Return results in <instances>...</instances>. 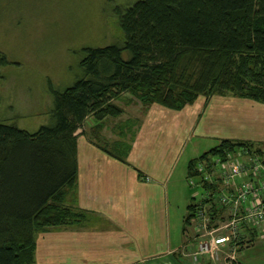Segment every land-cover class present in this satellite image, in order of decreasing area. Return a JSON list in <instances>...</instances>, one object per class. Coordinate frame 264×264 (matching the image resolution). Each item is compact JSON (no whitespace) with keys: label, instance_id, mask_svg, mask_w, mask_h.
I'll list each match as a JSON object with an SVG mask.
<instances>
[{"label":"trees","instance_id":"1","mask_svg":"<svg viewBox=\"0 0 264 264\" xmlns=\"http://www.w3.org/2000/svg\"><path fill=\"white\" fill-rule=\"evenodd\" d=\"M118 13L123 43L86 48L81 77L54 93L49 124L28 132L0 119V264H35L39 232L84 216L61 208L76 185L75 133L90 115L119 113L107 103L110 94L143 92V113L152 104L180 110L212 95L264 103V0H137ZM8 62L0 51V67ZM239 150L264 147L222 139L188 161L187 177L198 178L199 161H224ZM204 202L192 198L184 229Z\"/></svg>","mask_w":264,"mask_h":264},{"label":"crops","instance_id":"2","mask_svg":"<svg viewBox=\"0 0 264 264\" xmlns=\"http://www.w3.org/2000/svg\"><path fill=\"white\" fill-rule=\"evenodd\" d=\"M200 98L180 110L150 105L133 141H112L109 147L82 141L71 204L84 216L39 232L35 264H208L204 256L192 260L186 254L193 236L184 229L187 206L185 214L171 215L166 182L188 145L186 129L206 125L219 139L214 146L231 139L264 147V107L231 95ZM200 104V117L192 108L187 113ZM117 142L123 150L113 149ZM219 212L225 219L226 211ZM244 235L252 237L249 231ZM257 237L239 250L237 264H264V238Z\"/></svg>","mask_w":264,"mask_h":264},{"label":"rangeland","instance_id":"3","mask_svg":"<svg viewBox=\"0 0 264 264\" xmlns=\"http://www.w3.org/2000/svg\"><path fill=\"white\" fill-rule=\"evenodd\" d=\"M136 1L0 0V51L9 61L0 67V119L28 132H35L41 125L49 124L55 91L63 90L81 77L80 64L86 48L123 43L118 10ZM122 55L124 59L129 57L127 51H123ZM142 94L141 91L110 94L107 103L119 108V113L99 120L93 115L88 116L75 133L77 153L83 148L82 141H101L108 147L112 141H133L146 108V101L140 97ZM197 107L190 106L187 113L192 108L193 112L196 110L194 115L200 117L203 106L200 104ZM204 127L185 130L188 145L166 182L171 215L175 211L176 214H185L190 200L205 194L197 185V179L194 178V184H190L186 175L188 160L209 150L219 140L215 133H209L206 125ZM196 144L198 146L194 148ZM73 192L70 190L67 193L61 208L72 207ZM208 212L213 217L208 230L223 225L225 219H221L219 211L210 209ZM221 227L216 228L219 229L216 232L218 236L228 232L227 228ZM186 230L193 234L189 235L191 246H188L186 254H190L192 260L193 257L204 256L208 264H237L235 256L247 242L251 243V239H256L258 235L259 240L264 238L260 228L246 227L240 236L242 238L210 245L209 235L203 227L191 221ZM247 231L252 234L248 240L244 235ZM209 247L213 249V256Z\"/></svg>","mask_w":264,"mask_h":264},{"label":"built area","instance_id":"4","mask_svg":"<svg viewBox=\"0 0 264 264\" xmlns=\"http://www.w3.org/2000/svg\"><path fill=\"white\" fill-rule=\"evenodd\" d=\"M208 161H199L195 166L199 171L197 185L205 193V202L196 207L192 221L208 233L210 245L240 239L246 227L264 230V150L259 154L239 150L224 161L219 157ZM189 183L194 184V177H189ZM210 209L226 211L225 222L220 226L227 228V234H216L220 226L208 230L213 221Z\"/></svg>","mask_w":264,"mask_h":264}]
</instances>
